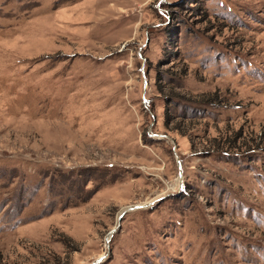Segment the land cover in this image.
<instances>
[{"label":"rangeland","instance_id":"rangeland-1","mask_svg":"<svg viewBox=\"0 0 264 264\" xmlns=\"http://www.w3.org/2000/svg\"><path fill=\"white\" fill-rule=\"evenodd\" d=\"M0 264H264V0H0Z\"/></svg>","mask_w":264,"mask_h":264},{"label":"trees","instance_id":"trees-1","mask_svg":"<svg viewBox=\"0 0 264 264\" xmlns=\"http://www.w3.org/2000/svg\"><path fill=\"white\" fill-rule=\"evenodd\" d=\"M173 56L176 58L177 56H176V54H173ZM172 59H174V58H171V60ZM164 63H166V62H164ZM160 90L161 91H164V86L161 84V87H160ZM173 100H172V98H170L169 96H168V103H167V107H166V116H167V121H170V120H172V119H175V116H177V115H175L174 114V112L172 111V109H171V107H170V102H172Z\"/></svg>","mask_w":264,"mask_h":264}]
</instances>
